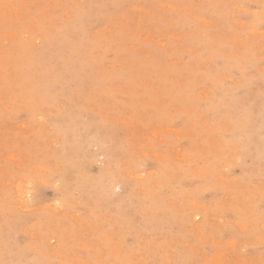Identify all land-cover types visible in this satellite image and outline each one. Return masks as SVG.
Here are the masks:
<instances>
[{
    "label": "rangeland",
    "instance_id": "rangeland-1",
    "mask_svg": "<svg viewBox=\"0 0 264 264\" xmlns=\"http://www.w3.org/2000/svg\"><path fill=\"white\" fill-rule=\"evenodd\" d=\"M0 264H264V0H0Z\"/></svg>",
    "mask_w": 264,
    "mask_h": 264
},
{
    "label": "bare ground",
    "instance_id": "bare-ground-1",
    "mask_svg": "<svg viewBox=\"0 0 264 264\" xmlns=\"http://www.w3.org/2000/svg\"><path fill=\"white\" fill-rule=\"evenodd\" d=\"M222 254V253H221Z\"/></svg>",
    "mask_w": 264,
    "mask_h": 264
}]
</instances>
